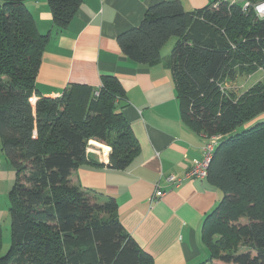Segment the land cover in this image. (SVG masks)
I'll return each mask as SVG.
<instances>
[{
	"label": "trees",
	"instance_id": "obj_1",
	"mask_svg": "<svg viewBox=\"0 0 264 264\" xmlns=\"http://www.w3.org/2000/svg\"><path fill=\"white\" fill-rule=\"evenodd\" d=\"M46 1L57 31L81 4ZM244 1L214 0L192 11L162 1L117 37L130 61L147 65L161 62L163 45L176 37L165 61L181 119L205 136L220 135L206 178L222 198L203 220L208 259L197 264H264V120L251 123L264 113V79L240 94L220 87L223 76L255 67L264 74V17L243 10ZM49 38L22 0H0V140L16 172L10 246L0 264H153L125 233L114 198L71 181L88 162L90 141L110 148L105 165L114 169L137 155L121 84L107 74L98 88L70 83L59 97L41 95L35 80ZM241 125L250 126L236 131Z\"/></svg>",
	"mask_w": 264,
	"mask_h": 264
},
{
	"label": "crops",
	"instance_id": "obj_2",
	"mask_svg": "<svg viewBox=\"0 0 264 264\" xmlns=\"http://www.w3.org/2000/svg\"><path fill=\"white\" fill-rule=\"evenodd\" d=\"M22 1L37 31L50 33L35 80L41 95L59 97L70 83L98 88L107 74L124 91L121 112L138 143L137 155L124 169H114L105 165L110 148L89 142L88 162L72 172V183L113 197L125 233L153 264H196L207 258L201 227L221 191L207 178L186 179L177 188L167 180L182 177L201 159L205 134L182 121L166 61L134 63L117 43L118 35L137 26L150 6L166 0H81L63 31L54 27L46 0ZM178 1L192 11L214 0ZM98 150L104 154L98 156ZM157 185L164 194L153 201Z\"/></svg>",
	"mask_w": 264,
	"mask_h": 264
},
{
	"label": "rangeland",
	"instance_id": "obj_3",
	"mask_svg": "<svg viewBox=\"0 0 264 264\" xmlns=\"http://www.w3.org/2000/svg\"><path fill=\"white\" fill-rule=\"evenodd\" d=\"M176 41V37H170L166 43L163 45L161 50L162 59H167L172 47L174 46ZM264 79L263 70L260 67H255L254 70H251L247 73L237 74V76L233 79H230L226 76H223L220 79V87L223 90L233 91L234 94H240L251 85L256 82L262 81ZM228 92V91H227ZM260 118L255 121H251V123H255L256 121L264 120L263 115H259ZM252 123V124H253ZM250 124V125H252ZM249 125V126H250ZM249 126L241 125L236 129V131H240ZM98 156L103 155L101 150L97 152ZM15 168L11 161H9L4 155L1 149V140H0V226L2 231V247L0 249V256L4 255L10 246V215H9V192L12 189V186L15 181ZM208 258V256H207ZM207 258L202 260L204 262ZM199 262V263H201ZM197 264V263H196ZM222 264V263H215Z\"/></svg>",
	"mask_w": 264,
	"mask_h": 264
},
{
	"label": "built area",
	"instance_id": "obj_4",
	"mask_svg": "<svg viewBox=\"0 0 264 264\" xmlns=\"http://www.w3.org/2000/svg\"><path fill=\"white\" fill-rule=\"evenodd\" d=\"M230 1L234 2L235 0H230ZM242 8L243 10L252 8L257 17L259 18L264 17V0H256L255 2H252L251 0H245L243 2ZM95 94H98V92L95 91ZM205 137H206L205 142L202 145L201 159L195 161L192 167L189 170H187V172H185V174L182 177L175 176V175H169L167 177V180L171 183V186L173 188H177L178 186H180V184L186 179L206 178L208 167L212 159L214 150L219 142L220 135L213 134V135L205 136ZM163 194L164 192L161 189H159L157 185V189L155 190L152 196V200L154 201L156 198L161 197Z\"/></svg>",
	"mask_w": 264,
	"mask_h": 264
},
{
	"label": "bare ground",
	"instance_id": "obj_5",
	"mask_svg": "<svg viewBox=\"0 0 264 264\" xmlns=\"http://www.w3.org/2000/svg\"><path fill=\"white\" fill-rule=\"evenodd\" d=\"M91 142V144H93L94 146H99V147H102V148H104V150H106L105 148L106 147H104L103 145H100L99 143H97V142H92V141H90Z\"/></svg>",
	"mask_w": 264,
	"mask_h": 264
},
{
	"label": "water",
	"instance_id": "obj_6",
	"mask_svg": "<svg viewBox=\"0 0 264 264\" xmlns=\"http://www.w3.org/2000/svg\"><path fill=\"white\" fill-rule=\"evenodd\" d=\"M92 146V145H91Z\"/></svg>",
	"mask_w": 264,
	"mask_h": 264
}]
</instances>
